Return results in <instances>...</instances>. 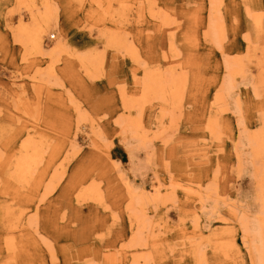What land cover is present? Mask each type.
<instances>
[{"label": "rangeland", "instance_id": "1", "mask_svg": "<svg viewBox=\"0 0 264 264\" xmlns=\"http://www.w3.org/2000/svg\"><path fill=\"white\" fill-rule=\"evenodd\" d=\"M31 2L39 52L0 0V264H264V0Z\"/></svg>", "mask_w": 264, "mask_h": 264}, {"label": "bare ground", "instance_id": "2", "mask_svg": "<svg viewBox=\"0 0 264 264\" xmlns=\"http://www.w3.org/2000/svg\"><path fill=\"white\" fill-rule=\"evenodd\" d=\"M21 2L23 3H26V5H28V10L30 11V17H31V20L33 21L31 26H27L26 24H22L21 26V34L22 36H25V38H23V42L25 41L27 44H29L30 46V50L33 51V52H39L40 50V41L38 40V37L37 36V31L39 30V26H40V23L46 15L47 13V9H44L42 12H39L37 14H35V12L37 11V8L35 10H33L35 7H34V4L31 2L32 0H20ZM215 2H217L218 0H214ZM36 6V5H35ZM34 7V8H33ZM45 13V14H44ZM257 23V21H256ZM221 28V27H220ZM219 28V26L216 28L218 31H220L221 29ZM20 31V29H19ZM18 31V32H19ZM39 32V31H38ZM18 35V34H17ZM221 36V34H220ZM22 38V37H21ZM20 40V39H19ZM20 42V41H19ZM22 44V42H21ZM132 47V46H131ZM131 49V48H130ZM29 50V51H30ZM133 50V48H132ZM131 50V51H132ZM28 51V52H29ZM134 52V50H133ZM30 53V52H29ZM131 53V52H130ZM135 54V53H134ZM100 55V54H99ZM131 54H129V57H130ZM92 57V56H91ZM90 56L88 57H83L82 61L84 64L88 63V61L90 60L89 58H91ZM132 57V56H131ZM130 57V58H131ZM135 59V58H134ZM55 62V61H54ZM92 65V64H91ZM100 65V64H99ZM86 66H88V64H86ZM230 66V65H229ZM235 66V65H234ZM51 68L52 65H50ZM231 67V66H230ZM233 67V66H232ZM237 67V66H236ZM159 70V69H158ZM239 70V68H238ZM89 71V69H88ZM156 71V70H155ZM169 71V70H168ZM152 71H148V72H145L142 76V80H141V96H140V100L141 102H146L147 100V97H149L151 94L153 93H156L158 91H160L161 93H163L164 91H166L167 88L170 89L169 84H171L173 86V90L175 92V94L177 95V98L179 99V90H180V86L181 84L183 83V81L181 79H177L175 76L173 75H169V79L166 81L167 83L163 84V78L161 75L159 74H156L153 72L151 73ZM160 72V71H158ZM232 72V71H231ZM234 72V71H233ZM230 73V72H228ZM235 73V72H234ZM167 74V73H166ZM169 74V72H168ZM261 75V74H260ZM263 75V74H262ZM166 77V76H165ZM226 78V77H225ZM234 78V77H232ZM225 82V81H224ZM184 84V83H183ZM182 84V85H183ZM221 89V88H220ZM229 90V89H228ZM167 92V91H166ZM124 93V92H123ZM171 94V93H170ZM169 94V95H170ZM225 94V93H224ZM218 95V94H217ZM161 96V95H160ZM175 96V95H174ZM218 97V96H217ZM125 98H129V97H125ZM137 98V97H136ZM139 99H138V102H139ZM152 99V98H151ZM222 99V98H221ZM166 100V99H164ZM176 100V99H175ZM237 100V99H236ZM128 101V100H127ZM131 101V100H130ZM171 101V100H170ZM178 101V100H177ZM223 101V100H222ZM134 102V101H133ZM166 102V101H164ZM168 102V101H167ZM129 103V101H128ZM127 103V104H128ZM132 104V103H131ZM173 104V102H172ZM176 105V103H174ZM138 105V104H137ZM169 109H170V106H169ZM171 110V109H170ZM210 121L208 122V129H210V131L212 130H215V125L213 126V119H209ZM137 123V120L135 121ZM160 133V132H159ZM214 133V131H213ZM256 133V132H255ZM260 133V132H259ZM261 134V133H260ZM264 135V134H263ZM249 136V135H248ZM264 138V137H263ZM263 141V140H262ZM254 144V145H252ZM260 144H261V140H260V137L258 135V132L256 133V135L254 137H247V136H244L243 140L240 141V144L238 145V148L237 150L240 152L241 154V149H242V146H245L246 147V151H245V154H244V159H245V162L249 164V166L247 167V169L249 170L250 169V164L253 163V160L255 158H257L260 154H259V149L261 148L260 147ZM264 146V145H263ZM262 146V147H263ZM37 146L33 145V146H30L29 144H25L22 148V152H23V158H22V161L25 160V162L27 161V167L30 166L29 164L31 162H33V157L38 153V150L36 148ZM236 148V147H235ZM260 150H263L264 149H260ZM238 152V153H239ZM41 153V152H40ZM41 155V154H40ZM39 157V155H38ZM261 157V156H260ZM37 158V157H36ZM262 158V157H261ZM39 159V158H38ZM258 159V158H257ZM21 160V159H20ZM241 161V160H240ZM262 162V161H261ZM264 162V160H263ZM35 163V162H33ZM24 164V163H23ZM263 164V163H262ZM253 165V164H252ZM16 166L20 169V165H17ZM257 168V167H255ZM263 168V167H262ZM15 169V168H14ZM26 169V168H25ZM18 170V169H17ZM256 170V169H255ZM258 168H257V172H258ZM25 170H23L22 172L24 173ZM17 172V171H16ZM19 173H21V171H19ZM263 173V172H262ZM18 174V172H17ZM15 176V175H14ZM13 176V177H14ZM261 176H264V175H261ZM17 177L19 178V176L17 175ZM17 177H15L17 179ZM53 177V176H51ZM56 177V176H55ZM21 179V178H20ZM19 179V180H20ZM258 180V179H257ZM259 181V180H258ZM51 182V181H50ZM264 183V182H263ZM259 185V184H258ZM261 186V185H260ZM177 189V188H176ZM208 191V190H207ZM197 192V191H196ZM210 192V190H209ZM187 194V193H186ZM192 194V193H191ZM190 194V195H191ZM197 194H199L197 192ZM189 195V193H188ZM196 195V194H195ZM207 196V195H206ZM209 196V195H208ZM217 196V195H216ZM138 197V196H137ZM147 198V197H146ZM216 198V197H215ZM142 199V198H141ZM148 199V198H147ZM257 200V203H258V209H256V214H254L255 216H253L252 220L248 221L247 220V217L249 216L248 215H244V218H243V222H245L246 224V229H245V236L248 238H250V240H252V237H256V241L258 243L261 242L262 238L264 237V232H263V229H262V220L264 219V189H261V192L259 191V193H257L256 195V199ZM143 200H141L142 202ZM137 202V201H136ZM140 202V203H141ZM213 202V201H212ZM228 202V201H227ZM233 202V201H232ZM133 203V202H132ZM230 203V202H229ZM138 205V204H137ZM234 205V204H233ZM142 206V205H141ZM236 206V205H235ZM142 208V207H141ZM234 208V207H233ZM230 209V208H229ZM141 210V209H140ZM144 210V209H143ZM142 211V210H141ZM232 211V210H231ZM136 212V211H135ZM134 212V213H135ZM230 212V211H229ZM133 213V214H134ZM139 213V212H138ZM141 213V212H140ZM142 214V213H141ZM135 215V214H134ZM133 215V216H134ZM144 216V215H143ZM136 217V216H134ZM139 217V216H137ZM141 218V217H140ZM136 220V219H135ZM140 220V219H139ZM141 221V220H140ZM137 226V223L135 224ZM140 225L142 226V224L140 223ZM135 226V227H136ZM247 227H248V230H247ZM140 229V228H139ZM137 229V230H139ZM252 234V236H250ZM256 242V243H257ZM7 246V245H6ZM6 248V247H5ZM8 250V249H7ZM259 251V250H258Z\"/></svg>", "mask_w": 264, "mask_h": 264}]
</instances>
